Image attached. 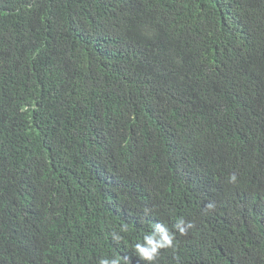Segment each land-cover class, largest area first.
Returning a JSON list of instances; mask_svg holds the SVG:
<instances>
[{"label":"trees","instance_id":"1","mask_svg":"<svg viewBox=\"0 0 264 264\" xmlns=\"http://www.w3.org/2000/svg\"><path fill=\"white\" fill-rule=\"evenodd\" d=\"M0 264H264V0H0Z\"/></svg>","mask_w":264,"mask_h":264},{"label":"clouds","instance_id":"2","mask_svg":"<svg viewBox=\"0 0 264 264\" xmlns=\"http://www.w3.org/2000/svg\"><path fill=\"white\" fill-rule=\"evenodd\" d=\"M231 179L234 181L236 178L235 176H232ZM149 243H151V241H149ZM171 241L169 240V238L167 237V235L164 237V242L161 243L159 246L160 247H164L166 246L167 244H170ZM140 251L143 253V255L148 258L149 260L153 259L152 255L145 249H140ZM153 253L156 251V248L153 247L152 250H151Z\"/></svg>","mask_w":264,"mask_h":264}]
</instances>
